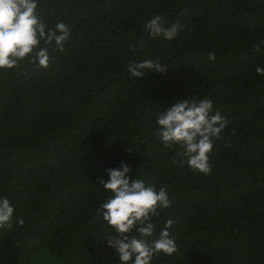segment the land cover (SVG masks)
<instances>
[{
  "label": "trees",
  "instance_id": "obj_1",
  "mask_svg": "<svg viewBox=\"0 0 264 264\" xmlns=\"http://www.w3.org/2000/svg\"><path fill=\"white\" fill-rule=\"evenodd\" d=\"M37 3L48 28L71 32L63 52L49 46L48 68L25 59L0 71V198L14 208L0 264H120L96 209L110 196L97 178L121 163L171 201L148 239L172 219L177 251L151 264H264V44L254 51L264 0ZM156 15L182 26L173 40L150 38ZM145 59L166 71L131 77L129 63ZM192 98L211 99L229 121L209 175L181 166V149L156 135L157 114Z\"/></svg>",
  "mask_w": 264,
  "mask_h": 264
},
{
  "label": "clouds",
  "instance_id": "obj_2",
  "mask_svg": "<svg viewBox=\"0 0 264 264\" xmlns=\"http://www.w3.org/2000/svg\"><path fill=\"white\" fill-rule=\"evenodd\" d=\"M37 7V0H0V71L19 68L25 59H30L37 68H48L51 60L48 49L53 42L54 50L64 51L63 43L71 32L69 25L60 22L48 28L37 15ZM181 27L178 23L165 27L160 15L144 25L150 38L169 41L178 35ZM261 44L264 40L254 46V51H260ZM208 59L215 60V54L210 52ZM152 70L164 72L166 68L151 59L128 65V72L135 78ZM256 72L264 75V68L257 67ZM228 123L218 110L214 112L211 99H184L157 114L156 135L164 148L178 146L181 149L180 154L185 158L178 161L181 166L186 162L193 172L209 175L213 140L219 139ZM130 173V167L121 163L120 168L106 170L107 181L97 178V184L110 196L97 207L96 213L107 228L114 231L105 242L118 256L120 264H151L153 257L171 256L177 251L176 242L168 231L174 223L172 219L165 221L157 239H148L155 232L153 217L160 215L158 209L171 207V201L165 188L157 190L143 180L133 179ZM13 214L9 200L0 198V229L12 228ZM16 223L22 226L23 219L18 218Z\"/></svg>",
  "mask_w": 264,
  "mask_h": 264
}]
</instances>
